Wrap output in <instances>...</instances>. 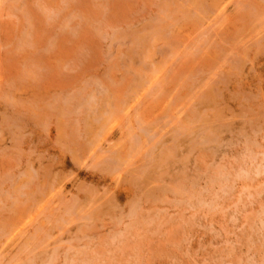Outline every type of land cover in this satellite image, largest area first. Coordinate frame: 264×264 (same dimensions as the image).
<instances>
[{
	"label": "rangeland",
	"instance_id": "374dc122",
	"mask_svg": "<svg viewBox=\"0 0 264 264\" xmlns=\"http://www.w3.org/2000/svg\"><path fill=\"white\" fill-rule=\"evenodd\" d=\"M236 1L0 0V264H264V0Z\"/></svg>",
	"mask_w": 264,
	"mask_h": 264
},
{
	"label": "bare ground",
	"instance_id": "6f19581e",
	"mask_svg": "<svg viewBox=\"0 0 264 264\" xmlns=\"http://www.w3.org/2000/svg\"><path fill=\"white\" fill-rule=\"evenodd\" d=\"M237 1H239V0H237ZM236 1V2H237ZM240 5V3H238V6ZM240 7V6H239ZM243 7V6H242ZM235 8H236V6H235ZM260 26V25H259ZM254 37V36H253ZM262 41V40H261ZM134 43V42H133ZM140 46V45H139ZM155 70V69H154ZM150 73V72H149ZM167 78V77H166ZM164 82H165V80H164ZM196 82V81H195ZM151 84V83H150ZM207 88V87H206ZM154 90V89H153ZM149 94V93H148ZM186 94V93H185ZM145 95V94H144ZM143 95V96H144ZM161 95V94H160ZM163 96V95H162ZM197 96V95H196ZM188 97V96H187ZM89 99V98H88ZM91 99V98H90ZM140 99V98H139ZM194 99V98H193ZM208 98H206V100H207ZM86 100V99H85ZM136 100H137V98H136ZM187 100V99H186ZM202 100V99H201ZM166 101H167V99H166ZM83 102V101H82ZM89 102V101H88ZM140 102V101H139ZM141 103V102H140ZM193 103V102H192ZM93 104V103H92ZM78 105V104H77ZM135 106V105H134ZM133 107V106H132ZM111 108V107H110ZM96 110V109H95ZM135 111V110H134ZM193 112V111H192ZM194 113V112H193ZM195 114V113H194ZM105 114H103V116H104ZM112 115V114H111ZM198 115V114H197ZM191 117V116H190ZM112 118V117H111ZM157 118V117H156ZM195 118V117H194ZM176 120V119H175ZM190 120H192V118L190 119ZM189 120V121H190ZM95 121V120H94ZM136 122V121H135ZM159 122V121H158ZM169 124L168 125H170V122H168ZM193 124V123H192ZM192 124H190V122L188 123V125L187 126H191ZM168 125H167V127H168ZM184 126V125H183ZM190 126L189 127H187L188 129H190ZM185 127V126H184ZM162 128V127H161ZM164 128V127H163ZM183 128V127H182ZM179 129V130H183V129ZM216 128V127H215ZM167 129V128H166ZM185 129V131H187V129H186V127L184 128ZM206 130V129H205ZM174 131V130H173ZM209 131V130H208ZM162 132H163V130H162ZM189 132V131H188ZM100 133V132H99ZM98 133V134H99ZM175 133V132H174ZM173 133V134H174ZM180 133V132H179ZM212 133V132H211ZM177 135H178V133H176ZM200 134V133H199ZM210 134V133H209ZM213 135H215V133H213ZM160 135H158V137H159ZM181 136V135H180ZM183 136V135H182ZM206 136V135H205ZM212 137H214V136H212ZM212 137H209V139H207V140H210V138H212ZM218 137V136H217ZM137 138V137H136ZM174 138H176V135H174ZM174 141H177V140H175V139H173ZM172 140V141H173ZM207 140L205 141V142H207ZM213 140H215V139H213ZM147 141V140H146ZM160 141V140H159ZM203 141V140H202ZM212 141V140H211ZM212 142H214V141H212ZM134 143V142H133ZM194 143V142H193ZM192 143V144H193ZM196 143H198V142H196ZM201 143H203V142H201ZM200 142H199V146H200V144H201ZM207 143H209V142H207ZM211 143V142H210ZM175 144V143H174ZM191 144V143H190ZM214 144V143H213ZM220 144V143H219ZM131 145V144H130ZM179 145V144H178ZM202 145V144H201ZM203 145H204V143H203ZM98 146V145H97ZM129 146V145H128ZM151 146H152V144H151ZM163 146H164V143H163ZM133 147V146H132ZM204 147V146H203ZM165 148V147H164ZM180 148V147H179ZM139 149V148H138ZM142 149V148H141ZM169 149H171V147L169 148ZM174 150V149H173ZM154 151V150H153ZM168 152V151H167ZM199 152V151H198ZM173 153H175V152H173ZM216 153V152H215ZM103 154V153H102ZM148 154L149 153H147V156H148ZM160 154V153H159ZM166 153H164L163 155H162V157L165 155ZM168 154V153H167ZM170 154V153H169ZM172 154V153H171ZM146 155V154H145ZM91 156V155H90ZM160 156V155H159ZM162 157H160V158H162ZM116 158L118 159L119 157L118 156H116ZM168 159V158H167ZM145 160H146V157H145ZM112 161V160H111ZM114 161H116V160H114ZM104 163V162H103ZM112 163H113V161H112ZM196 163V162H195ZM123 164V163H122ZM105 165V164H104ZM97 167V166H96ZM138 167V166H137ZM115 168V167H114ZM114 168H113V170H114ZM117 168H118V166H117ZM119 168H121V166L119 167ZM126 168V167H125ZM128 168V167H127ZM111 170H112V168H111ZM122 170V169H121ZM218 171V170H217ZM110 172V171H109ZM115 172V171H114ZM245 172V171H244ZM164 175V174H163ZM223 175H224V173H223ZM155 179V178H154ZM180 184V183H179ZM225 188V187H224ZM3 192V191H2ZM58 193V192H57ZM56 193V194H57ZM62 198V197H61ZM216 199V198H215ZM47 201H48V199H47ZM133 209V208H132ZM136 209V208H135ZM208 209V208H207ZM68 211H70V210H68ZM133 211V210H132ZM71 212H72V210H71ZM70 212V213H71ZM69 212H67V214H68ZM72 214V213H71ZM98 218V217H97ZM38 219V218H37ZM66 219V218H65ZM85 219V218H84ZM87 219H88V217H87ZM33 220V219H32ZM73 220V219H72ZM45 221V220H44ZM48 221V220H47ZM69 221V220H68ZM30 222V221H29ZM138 222V221H137ZM21 224V223H20ZM19 224V225H20ZM35 224V223H34ZM61 227V226H60ZM62 228V227H61ZM60 228V229H61ZM86 228V227H85ZM88 229V228H87ZM18 230H19V227H18ZM11 235V234H10ZM13 237H15V236H13ZM76 239V238H75ZM82 239V238H81ZM73 240V239H72ZM114 243V242H113ZM70 245V244H69ZM56 249V248H55ZM91 250V249H90ZM55 252V251H54ZM56 254H57V252H56ZM123 256V255H122ZM130 258V257H129ZM52 259V258H51ZM24 261V260H23ZM29 262V261H28ZM17 263V262H16Z\"/></svg>",
	"mask_w": 264,
	"mask_h": 264
}]
</instances>
